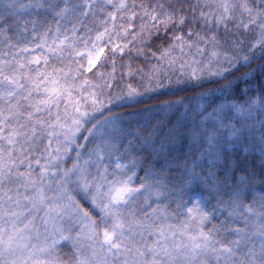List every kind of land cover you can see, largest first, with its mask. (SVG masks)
Segmentation results:
<instances>
[{"label":"snow or ice","instance_id":"6c2138e0","mask_svg":"<svg viewBox=\"0 0 264 264\" xmlns=\"http://www.w3.org/2000/svg\"><path fill=\"white\" fill-rule=\"evenodd\" d=\"M0 264H264V0H0Z\"/></svg>","mask_w":264,"mask_h":264},{"label":"trees","instance_id":"16d2710c","mask_svg":"<svg viewBox=\"0 0 264 264\" xmlns=\"http://www.w3.org/2000/svg\"><path fill=\"white\" fill-rule=\"evenodd\" d=\"M240 87H241V88H243V87H244V85H243V84H241V85H240Z\"/></svg>","mask_w":264,"mask_h":264}]
</instances>
